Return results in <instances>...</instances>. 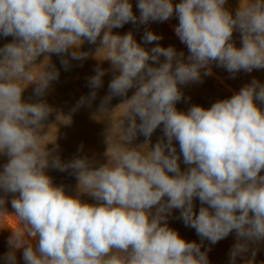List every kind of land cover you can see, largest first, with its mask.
Returning <instances> with one entry per match:
<instances>
[{"label": "clouds", "instance_id": "clouds-1", "mask_svg": "<svg viewBox=\"0 0 264 264\" xmlns=\"http://www.w3.org/2000/svg\"><path fill=\"white\" fill-rule=\"evenodd\" d=\"M226 4L138 0L137 17L130 0H0V36L14 38L0 47V154L8 157L0 171V212L8 213L6 198L13 194L14 212L8 214L18 217L23 232L11 229L9 245L23 248L25 264H209L201 244L186 241L168 226L174 209L212 244L235 232L231 264L249 251L250 243L264 241V84L253 79L210 108H176L183 98L180 85L200 82L201 69L211 75L213 63L233 78L241 70L264 69V0H240L234 13ZM173 16L178 18L174 32L188 49L187 61L171 46L157 43L148 50L131 32L113 33L129 22H165ZM98 39L96 56L106 49L98 59L110 61L114 73L101 112L108 113L106 105L114 97L135 92L117 107L124 111L111 155L113 124L109 130L107 162L94 167L77 158L65 164L49 143H42L43 122L52 109L44 102L24 101L23 92L35 84L34 94L43 96L59 78L50 56H61L67 70L68 57L86 59L81 45ZM142 39L151 44L162 37L146 30ZM95 73L88 79L89 97H81L77 108L94 100L102 87L106 71L97 67ZM161 125L163 136L150 147ZM137 133L145 143L128 146ZM49 167L73 169L77 193L55 186ZM83 194L94 202L83 200ZM255 255L253 250L247 264ZM5 259L16 264L15 252Z\"/></svg>", "mask_w": 264, "mask_h": 264}, {"label": "rangeland", "instance_id": "rangeland-1", "mask_svg": "<svg viewBox=\"0 0 264 264\" xmlns=\"http://www.w3.org/2000/svg\"><path fill=\"white\" fill-rule=\"evenodd\" d=\"M133 5V12L138 17L140 15L139 9L136 7L138 0H130ZM174 3H179L180 0H173ZM246 2V0H245ZM240 0H227L225 5L233 13L239 7ZM178 25V18L173 16L165 22H148L147 24H140L137 22L133 24L129 22L122 28L113 29V32H129L144 31V28L152 31L155 34L162 32L167 33L171 31L173 34L174 28ZM170 29V31L167 29ZM176 35V34H175ZM168 38V37H167ZM164 39L159 42L162 47H173L180 53H184V59L187 61L189 55L186 46L182 47L178 43L171 39ZM14 38L12 36L0 37V47L12 42ZM233 40L237 47L241 46V38L239 31H235L233 34ZM142 46V45H141ZM100 47V40L98 39L95 44H89L85 41L79 51L87 52V50ZM150 50L152 46H144ZM107 54V50H102L98 54V58H104ZM161 57V62L163 61ZM44 57L41 56L36 61L37 64L43 62ZM106 62L110 65V61ZM50 63L55 66L59 72V78L52 81L49 88L46 90L43 96H36L34 94L35 84H30L23 92V100L26 102H44L51 109V113L48 118L43 122L44 128L42 135H46L42 143H49L48 149H55L53 155L58 156L62 163H69L77 158H86L93 163L94 167H98L101 164L107 162V151L109 148L108 134L113 124L115 132L114 137L110 140L109 154L111 155L116 151L117 139L116 134L119 133L120 118L124 111V106L117 108L125 99L131 97L135 92V89H130L127 97H114L109 104L106 105L108 113H103L100 110L102 99L109 94V83L112 78L106 83L107 87H100L96 89V98L90 103H85L80 107L77 106V102L81 97H89L92 89L82 88V84L71 80L68 71L72 72L74 65L69 60V67L65 70V67L61 64V56L52 54L50 56ZM211 75H203L204 69H201V81L191 82L186 85H180L183 93V98L177 102L176 108L178 111L187 112L193 105H199L204 108H210L213 103L218 100L230 98L233 94L239 92V90L251 83L253 79L258 80L264 84V69L256 70L248 73L243 70L235 74L229 73L226 69L218 67L215 63L209 65ZM39 68H34V74H38ZM72 76V75H70ZM117 108V109H116ZM75 109V110H74ZM116 109V110H115ZM60 116L61 119H57ZM139 123V118H137ZM125 127H127V120H125ZM163 136L162 125L158 127L150 137V147L160 140ZM146 138L137 133L136 138L131 141L130 147H138L145 143ZM177 151L179 152L178 142L174 141ZM146 150V146H145ZM8 157L0 154V171L3 170V165L7 163ZM181 170L187 168L183 164L182 156L180 161ZM47 174L52 178L55 186H63L65 191L70 195L77 193L78 180L75 171L69 168L66 171H60L56 168L49 167L46 170ZM264 174V172H262ZM4 193L0 191V196ZM13 194H8L6 198L5 208L8 213L14 212L11 207V199ZM81 198L89 203L94 202L87 194H83ZM201 204L198 199L194 200V210L198 214ZM5 212H0V264H8L5 256L10 251L15 252L16 264H25L23 260V248L12 249L9 245V238L12 236V230L23 232L18 217ZM175 219V214L171 212L168 216L167 224L171 225L172 220ZM12 229V230H11ZM232 235L235 232L230 233ZM34 243V241H33ZM253 246V250L258 253L264 254V241L256 243H250L249 248Z\"/></svg>", "mask_w": 264, "mask_h": 264}, {"label": "crops", "instance_id": "crops-1", "mask_svg": "<svg viewBox=\"0 0 264 264\" xmlns=\"http://www.w3.org/2000/svg\"><path fill=\"white\" fill-rule=\"evenodd\" d=\"M116 29V28H115ZM167 29L170 31V29L167 27ZM147 29L144 28V31L135 32V31H129L133 34L134 39L141 44L142 46H156V44L167 37L171 40H174L178 43V45L184 47L183 43L179 40V38L173 34L171 31L169 32V35H166L167 33L162 32L160 34H157L162 37L159 41L153 42L151 44H145L142 37ZM129 32H113L114 34L124 35ZM1 37V36H0ZM167 38V39H168ZM88 56L84 60H73L68 57V59L72 62L74 65L73 71H68V75L71 80H75L78 83L82 84V88L90 89L88 85V79L92 76H94L95 70L97 67H99L102 70L106 71V74L102 77L103 80V87H107L106 83L109 81L110 78L114 75L113 71L111 70L110 65L106 62V60H100L96 56L95 49L87 50ZM72 75V76H70ZM172 213L175 214V219L172 220V224L168 225L170 228L176 230L179 235L185 239L188 242H196L198 244H201V251H207V257L209 264H231L230 261V251L232 250L233 246L237 242L236 234L232 235L229 234L227 238L220 240L219 242L212 244L210 241L204 239L202 240L200 236L197 235L195 229L186 226L184 221L181 219L180 211L177 209L172 210ZM252 251L253 246L249 248V251L244 253L242 256L237 257L235 264H247L249 260L252 259ZM253 264H264V254L256 252Z\"/></svg>", "mask_w": 264, "mask_h": 264}]
</instances>
